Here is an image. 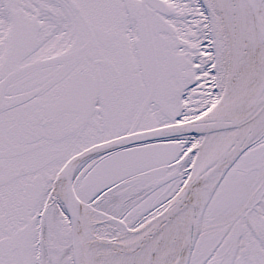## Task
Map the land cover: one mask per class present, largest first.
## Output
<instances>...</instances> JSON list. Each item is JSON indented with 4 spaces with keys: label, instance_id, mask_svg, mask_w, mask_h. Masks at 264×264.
I'll use <instances>...</instances> for the list:
<instances>
[{
    "label": "snow or ice",
    "instance_id": "6c2138e0",
    "mask_svg": "<svg viewBox=\"0 0 264 264\" xmlns=\"http://www.w3.org/2000/svg\"><path fill=\"white\" fill-rule=\"evenodd\" d=\"M0 264H264V0H0Z\"/></svg>",
    "mask_w": 264,
    "mask_h": 264
}]
</instances>
